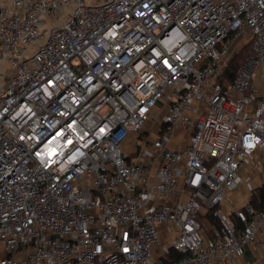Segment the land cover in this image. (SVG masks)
Listing matches in <instances>:
<instances>
[{"label":"built area","instance_id":"1","mask_svg":"<svg viewBox=\"0 0 264 264\" xmlns=\"http://www.w3.org/2000/svg\"><path fill=\"white\" fill-rule=\"evenodd\" d=\"M0 58V264H252L264 0H0Z\"/></svg>","mask_w":264,"mask_h":264},{"label":"crops","instance_id":"2","mask_svg":"<svg viewBox=\"0 0 264 264\" xmlns=\"http://www.w3.org/2000/svg\"><path fill=\"white\" fill-rule=\"evenodd\" d=\"M12 73V69L8 62L4 58H0V85H2L8 78V75ZM183 132H179V136H182ZM184 143H181L182 146ZM254 157L248 158L249 166L243 169L245 175V182L238 187V190L234 193L238 205L242 203L244 196L249 194L250 190L255 189L260 182V177L262 174V166L253 164ZM205 227L209 228V223L205 222ZM245 258L249 260L252 264H264V238L259 241L254 252L250 246L246 247ZM215 264H232L230 261H221Z\"/></svg>","mask_w":264,"mask_h":264},{"label":"trees","instance_id":"3","mask_svg":"<svg viewBox=\"0 0 264 264\" xmlns=\"http://www.w3.org/2000/svg\"><path fill=\"white\" fill-rule=\"evenodd\" d=\"M249 49H250V45L244 44L242 46L241 50L239 51V53L234 56L232 62L230 63V65L228 66V68L225 72V75L222 78L225 86L228 85V83H230L234 79L239 68L241 67L242 63L244 62V60H245V58L249 52ZM263 200H264V188H257L254 191V194L252 195V202L258 208H261ZM210 218H212V220L217 222V220L213 217L212 214H210ZM237 224H238V221H237ZM182 256H184V255L179 253L178 251H175V250L170 251V253L167 254L166 257H164V264H172L173 261L181 258Z\"/></svg>","mask_w":264,"mask_h":264},{"label":"rangeland","instance_id":"4","mask_svg":"<svg viewBox=\"0 0 264 264\" xmlns=\"http://www.w3.org/2000/svg\"><path fill=\"white\" fill-rule=\"evenodd\" d=\"M261 73H262L261 66H257V68H256V75L254 76L253 83H254V85L256 87L259 88L260 93H262L263 90H264V82L262 80ZM0 82H1V79H0Z\"/></svg>","mask_w":264,"mask_h":264}]
</instances>
